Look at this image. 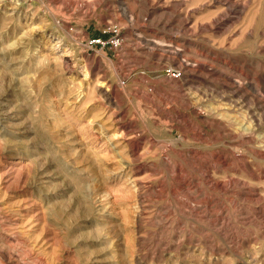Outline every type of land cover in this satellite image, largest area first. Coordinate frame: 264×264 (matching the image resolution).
Instances as JSON below:
<instances>
[{
	"label": "rangeland",
	"instance_id": "obj_1",
	"mask_svg": "<svg viewBox=\"0 0 264 264\" xmlns=\"http://www.w3.org/2000/svg\"><path fill=\"white\" fill-rule=\"evenodd\" d=\"M0 264H264V0H0Z\"/></svg>",
	"mask_w": 264,
	"mask_h": 264
},
{
	"label": "built area",
	"instance_id": "obj_2",
	"mask_svg": "<svg viewBox=\"0 0 264 264\" xmlns=\"http://www.w3.org/2000/svg\"><path fill=\"white\" fill-rule=\"evenodd\" d=\"M89 43L91 45H99V46H102L104 47L105 45H107L108 43H111L113 44L114 46H117L118 43H119V40L118 39H111V40H104L102 37H93L90 39ZM170 73L172 74V76H178V71L176 70H171Z\"/></svg>",
	"mask_w": 264,
	"mask_h": 264
},
{
	"label": "bare ground",
	"instance_id": "obj_3",
	"mask_svg": "<svg viewBox=\"0 0 264 264\" xmlns=\"http://www.w3.org/2000/svg\"><path fill=\"white\" fill-rule=\"evenodd\" d=\"M231 95H233L232 93H230ZM231 97V96H230ZM225 98H226V96H225ZM229 101V100H228ZM230 102V101H229Z\"/></svg>",
	"mask_w": 264,
	"mask_h": 264
}]
</instances>
